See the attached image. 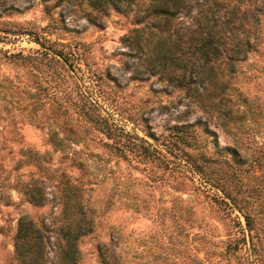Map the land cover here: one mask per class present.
Listing matches in <instances>:
<instances>
[{"label": "rangeland", "instance_id": "rangeland-1", "mask_svg": "<svg viewBox=\"0 0 264 264\" xmlns=\"http://www.w3.org/2000/svg\"><path fill=\"white\" fill-rule=\"evenodd\" d=\"M147 3L0 0V264L22 217L51 264L82 213L79 264H264V23L230 71L190 55L189 16L161 33L181 46H137Z\"/></svg>", "mask_w": 264, "mask_h": 264}, {"label": "trees", "instance_id": "trees-1", "mask_svg": "<svg viewBox=\"0 0 264 264\" xmlns=\"http://www.w3.org/2000/svg\"><path fill=\"white\" fill-rule=\"evenodd\" d=\"M90 1L101 3V0ZM136 5L141 7L143 1H138ZM115 7L120 8V4H115ZM144 12L157 18L154 24L159 33L156 32V38H148L145 43L137 39V46H155L158 51H161V46H181L179 37L172 39V34L163 37L161 33L174 17L189 16L194 21V28L185 35V46H188V51L191 50L190 55L194 57L197 54V59H202L203 64L220 60L231 71L234 66L232 60L246 56L257 47L252 46L248 36L251 31L254 35L264 23V0H148ZM152 151L156 158L164 160L160 151ZM189 162L199 170L195 160ZM32 197L38 203L43 200L37 194ZM67 208L68 205L66 211ZM93 230L92 220L86 219L84 213L75 215L71 221L60 226V236L56 237V260L51 264H79L78 241ZM48 231L44 224H36L26 217L19 219L14 235L15 259L20 264H49L45 251V242H49L50 237ZM97 249L103 264H120L118 255L107 245L98 244Z\"/></svg>", "mask_w": 264, "mask_h": 264}]
</instances>
